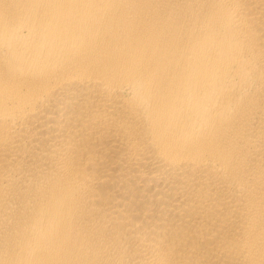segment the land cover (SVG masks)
I'll return each mask as SVG.
<instances>
[{
	"label": "bare ground",
	"instance_id": "bare-ground-1",
	"mask_svg": "<svg viewBox=\"0 0 264 264\" xmlns=\"http://www.w3.org/2000/svg\"><path fill=\"white\" fill-rule=\"evenodd\" d=\"M0 264H264V0H0Z\"/></svg>",
	"mask_w": 264,
	"mask_h": 264
}]
</instances>
